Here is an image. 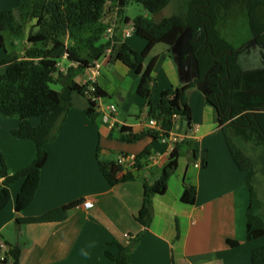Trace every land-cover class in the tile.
<instances>
[{
  "label": "crops",
  "instance_id": "obj_1",
  "mask_svg": "<svg viewBox=\"0 0 264 264\" xmlns=\"http://www.w3.org/2000/svg\"><path fill=\"white\" fill-rule=\"evenodd\" d=\"M258 1L264 3V0ZM8 10L13 11L19 19L17 0H0V11ZM34 25L35 21L27 23L22 33H27L24 54L32 48L28 37ZM7 35L13 36L0 33L4 40V48L0 47V60L10 54ZM132 37L122 34V41L134 51L143 52L146 45L129 42ZM177 45L178 42L168 55L170 57L165 52L162 57H157L153 71L156 82L153 87L156 90L163 86L162 92L166 91V81L176 84V89H179L197 78L195 70L188 83L179 85V71L173 64L175 55L179 53ZM110 54L107 51L101 61L94 65L111 63ZM109 65L118 69L116 73L121 78L122 86L117 92V99L124 105L128 100L125 97L127 88H133L137 95L139 77L120 62ZM88 72L84 76L85 83L80 84L77 78L76 82L80 85L97 84L106 91L100 83L102 73L91 83L92 70ZM220 73H213L212 81ZM128 79H131L129 83ZM244 84L245 76L242 88L232 93L233 103L245 113L261 112L243 104L241 95ZM53 88L62 90L59 83H55ZM207 94L208 91L205 93L199 84L187 94L191 125L189 128L186 119L177 120L174 134L187 136L190 143L182 151L178 168L169 179L165 195L153 198L152 224L130 252L129 264H252L253 251L263 245L262 240L247 241V210L250 203L247 174L237 168L227 150L218 130L216 109L208 101ZM149 101H146L143 120L140 115H129L136 119L130 123L115 115L116 123L112 125L103 119L105 111L102 101L98 103L96 111L102 117H99L100 121L92 122L86 115L88 98L72 95V107L60 136L48 146L49 160L42 171L35 200L25 212L20 215L16 213V200L24 184L23 180H19L10 186L11 202L0 215V242L10 250L15 247L21 249L19 264H115L106 257V252L118 254L117 245L127 246L145 231L135 218L143 206L145 184L153 185L161 176L168 162L170 146L155 143L152 155L155 160L148 164L139 178L115 187L104 178L98 162L117 163L122 155L137 157L152 144L150 139L137 144L122 143L119 141L120 129L118 133L115 132L116 128L122 126L131 127L135 132L148 129ZM111 104L116 105L119 111V105ZM33 124L38 126L39 122L33 121ZM19 126L18 117L7 118L0 113L1 154H12L19 158L13 163H6L12 175L29 167L37 153L32 141L13 136ZM197 162L203 163V166L197 168ZM2 184L3 179L0 178V192ZM184 184L197 188L193 206L181 202ZM87 200L94 202V208L87 210L83 207V202ZM77 201H82L81 205L71 211L65 222L31 226L16 224L18 217H41ZM229 241L238 242L239 246L232 248ZM5 261L6 264H14L9 255Z\"/></svg>",
  "mask_w": 264,
  "mask_h": 264
},
{
  "label": "trees",
  "instance_id": "obj_2",
  "mask_svg": "<svg viewBox=\"0 0 264 264\" xmlns=\"http://www.w3.org/2000/svg\"><path fill=\"white\" fill-rule=\"evenodd\" d=\"M115 0H17L19 19L13 11H0V33L19 36L25 25L35 21L28 42L32 48L21 58L8 54L0 60V113L7 118L18 117L20 126L13 136L24 141H32L36 146V159L26 169L10 174L0 151V178L3 187L0 192V215L11 202L10 186L23 180V187L16 200V213L25 212L35 200L41 183V174L49 160L48 146L54 144L66 122L72 107V95L88 98L87 117L96 122L98 103L109 98V94L97 84L80 85L76 77L85 70L93 68L101 61L107 51L111 52L110 62H120L139 77L137 95L146 101L151 98L152 87L156 85L153 71L157 58L146 61L157 45L167 47L170 55L173 46L189 28L192 56L198 66V76L189 85L176 89L174 93L163 91L159 102L148 103L147 120H156L162 125V131L144 129L135 132L133 128L122 126L119 141L137 144L150 139L152 144L139 156L132 172L124 173L117 163L99 161V168L107 182L119 186L137 180L149 164L154 144L161 142L162 136L169 137L176 127L177 118L186 119L191 125V109L187 103V94L196 85L206 81L208 75L218 67L221 71L211 83L207 94L208 101L217 112L218 130L225 137L230 155L237 168L247 174L250 203L247 210V241L262 240V247L252 253V264H264V198L257 195L255 183L264 180V112L245 113L232 101V93L242 88L244 71L239 65L237 49L223 35L222 31L232 29L239 15L246 13L252 38L264 47V3L258 0H192L187 21L178 16L154 22L138 17L133 22L134 34L142 39L145 50L134 51L122 41V33L116 34L108 42L98 45V35L88 40L89 55L84 58L78 48L69 47L67 40L74 39L88 27L98 26L105 18L108 4ZM118 13L130 2L144 7L152 15L161 13L171 0H117ZM126 25L129 23L125 20ZM36 31V33H34ZM38 46H41L38 47ZM0 47L4 40L0 37ZM60 63L68 66L66 73L58 68ZM58 76V80H56ZM55 83L62 86L61 91L53 88ZM92 85V86H91ZM91 87L94 91H91ZM38 119L35 126L33 120ZM189 140L176 146L168 158L161 176L153 185L145 184L144 201L136 216V222L145 231L141 232L127 246L117 245L118 254L106 252V257L115 264H129L128 257L150 228L153 221V198L167 192V184L179 165L182 151ZM239 143L248 145V153ZM259 151L254 156L251 150ZM197 198V188L184 184L181 202L193 206ZM82 201L56 209L41 217H18V226L44 225L65 222L71 211ZM236 248L238 242L229 241ZM9 256L14 264H19L21 249H11ZM0 264H6V261Z\"/></svg>",
  "mask_w": 264,
  "mask_h": 264
},
{
  "label": "rangeland",
  "instance_id": "obj_3",
  "mask_svg": "<svg viewBox=\"0 0 264 264\" xmlns=\"http://www.w3.org/2000/svg\"><path fill=\"white\" fill-rule=\"evenodd\" d=\"M192 0H171V3L159 14L152 15L147 12L144 7L140 4L135 2H130L127 7L124 9V14L120 15L118 13V2L117 0L108 4L106 9V15L104 20L96 27H88L85 31L79 35H76L74 39L67 40V44L69 47L78 48L80 54L86 58L89 55V46L88 40L93 36L98 35L100 41L99 45H102L108 42V37L111 36L109 31H113L112 36L122 33V29L125 27L126 30H131L133 27V22L138 17L147 18L151 21L156 23L161 22L165 18H169L172 16H178L183 18L187 21L189 7ZM125 20H128L129 23L126 25ZM234 27L232 29H228L226 31H222V35L230 42L232 45L237 49L239 64L245 73V84H244V92L241 95V99L243 104L247 105L248 108H253V110L264 112V47L259 46L255 40L252 38L249 24H248V17L245 14L239 15L238 19L234 22ZM9 41L7 42V48L10 54H16L19 57H23L24 50L27 45V33L21 34L19 36H11L7 35ZM132 39L129 42H138L140 44H144V41L137 37L134 33H132ZM190 38H191V31L189 28L186 29L185 33L180 37L178 41V45L176 50L179 52L175 55L174 58V65L179 71V79L181 83L179 85H183L182 83H188L191 79V73L195 70L197 71L198 76V66L196 63L195 58L192 56V48L190 45ZM13 43V44H12ZM41 48V46H40ZM167 47L165 45H157L152 53L149 55L146 64L150 62L151 59L162 57L165 52L166 54ZM111 55V54H110ZM187 55H190L189 57ZM170 57V56H168ZM110 58V57H109ZM114 64V63H109ZM109 64H101L102 77L100 79V83L103 85L107 93L109 94V98L102 101L104 105V113H108V108L111 103H116L119 105V111L116 114L117 118L124 119L127 122H134L136 119L134 117H130L129 115H140L141 119L143 120L144 114L146 111V101L139 98L134 89L127 88V94L125 97L128 98L127 102L124 105H121L119 100L117 99V92L119 91L120 86H122L121 78L116 73V69L114 65ZM262 69V70H260ZM118 70V69H117ZM220 69L216 67L211 71L208 75L205 82L200 83V88L206 93L209 92V88L212 82L213 73L220 72ZM89 72L85 70L80 75H78L77 81L82 84L85 83L86 77L85 74ZM135 75V74H134ZM58 78V76H56ZM259 79V82L257 81ZM131 79L127 80V83L130 82ZM134 80V79H133ZM258 82V84H257ZM132 87H133V81ZM167 85L166 91L170 92L171 94L174 93L176 90V84H172L170 81H166ZM90 84V83H89ZM258 86H257V85ZM163 86L160 89H155L152 87V94L151 100L149 102L153 104H157L160 99V95L162 93ZM238 94V93H237ZM236 94V95H237ZM235 95V98H236ZM122 109V110H121ZM101 116V115H100ZM97 121L99 120V117ZM102 117V116H101ZM33 121L39 122L38 119H34ZM148 122V121H147ZM121 128V127H120ZM120 128H116L115 132L118 133ZM60 136V135H59ZM220 136L223 138V142L226 144L225 137L223 133L220 131ZM240 147L244 151H249L248 145H242L239 143ZM89 146L87 147V149ZM227 150L228 146H227ZM100 151V150H98ZM254 156H258L259 151L256 149L251 150ZM86 152V151H85ZM3 154V153H2ZM93 155V148L91 151ZM98 155V152H97ZM115 155V154H114ZM247 155L251 156L250 153L247 152ZM5 159L6 163L10 162L13 163L17 161L19 158L15 155H2ZM95 157V154H94ZM99 163V162H98ZM8 166V165H7ZM9 169V168H8ZM255 188L257 190V195L259 198H264V180L261 178L256 181Z\"/></svg>",
  "mask_w": 264,
  "mask_h": 264
},
{
  "label": "built area",
  "instance_id": "obj_4",
  "mask_svg": "<svg viewBox=\"0 0 264 264\" xmlns=\"http://www.w3.org/2000/svg\"><path fill=\"white\" fill-rule=\"evenodd\" d=\"M109 33H111V36L108 37V40L112 39V37H113L112 36L113 31H109ZM132 33H134V27H132L131 30H124L123 31V35L125 37L132 36ZM58 68L61 72L66 73L68 66L64 65V63H60ZM91 70H92V78H91L90 82L94 83L96 78H98L101 75V72H100L101 64L96 63ZM91 91L92 92L94 91L93 87H91ZM107 111L109 114L103 113L104 121L106 123H110L112 125H115V123H116L115 115L118 113L117 106L114 104H111ZM177 120H179V118H177ZM147 128L149 130H153V131H158V132L162 131V125L159 122H157L156 120L148 121L147 122ZM186 140H188L187 136H178V135L174 134V131H173L172 133H170L169 137L162 136L161 143L170 146V148H171L170 153H169V156H170V154L173 152V150L176 148V146L180 143H183ZM154 160H155V158L153 156H151L149 159V163L153 162ZM117 164L124 168V173L132 172L134 170V168L136 167L137 158L135 156H131V155H122L119 157ZM195 166L197 168H201L203 166V163L197 162L195 164ZM83 207L87 210H90V209L94 208V202L91 200H87V201L83 202ZM10 251L11 250L9 249V247L5 243L0 242V260L2 262L5 261V258H6V256H8L10 254Z\"/></svg>",
  "mask_w": 264,
  "mask_h": 264
}]
</instances>
